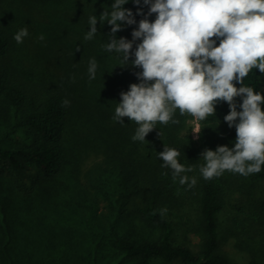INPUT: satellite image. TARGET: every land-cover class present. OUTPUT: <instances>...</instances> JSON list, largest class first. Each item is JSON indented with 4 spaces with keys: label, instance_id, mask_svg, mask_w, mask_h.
Listing matches in <instances>:
<instances>
[{
    "label": "trees",
    "instance_id": "trees-1",
    "mask_svg": "<svg viewBox=\"0 0 264 264\" xmlns=\"http://www.w3.org/2000/svg\"><path fill=\"white\" fill-rule=\"evenodd\" d=\"M113 2L0 0V107L12 112L14 128L24 136L20 145H0V215L9 226L10 217L25 213L41 236L40 249L27 262L22 248L28 246L16 249L11 232L0 235V264H98L100 257H105L104 264H264V256L245 263L233 260L223 249L221 233L231 218L234 228L264 239V165L259 173L225 171L211 180L199 171L204 149L233 147L236 141L235 127L224 120L226 102H219L215 115L200 122L198 139L192 136L190 115L181 116L178 109L173 118L179 124L158 122L143 142L132 139L134 121L113 119L120 93L140 82L136 73L141 71L131 62L123 66L121 54L102 47L110 39L106 22L98 21L97 33L85 39L89 16L99 19ZM124 7L132 10L137 24L124 25L116 37L132 40V31L149 9L142 0L144 15L136 14L132 0ZM22 28L28 36L17 43L14 36ZM93 58L97 70L90 80ZM262 78L252 69L244 85L264 94ZM236 102L242 103L241 98ZM164 146L180 152V163L194 166L182 174L189 183L195 177L193 187L181 185L179 178L174 182L172 170L161 167L158 153ZM99 197L108 207L106 225L95 215ZM192 212L194 231L201 234L197 248L178 240L186 236ZM84 216L94 229L79 228ZM146 228L158 231L156 238Z\"/></svg>",
    "mask_w": 264,
    "mask_h": 264
},
{
    "label": "clouds",
    "instance_id": "clouds-1",
    "mask_svg": "<svg viewBox=\"0 0 264 264\" xmlns=\"http://www.w3.org/2000/svg\"><path fill=\"white\" fill-rule=\"evenodd\" d=\"M128 2L114 0L110 11L104 9L99 19L89 16L90 30L85 35L91 40L98 21L106 22L111 26L110 39L102 47L121 54L123 66L131 62L141 69L136 73L140 82L120 93L113 119L134 121L137 128L132 139L143 142L158 122L179 124L173 118L177 109L181 116L204 121L215 115L219 102H226L229 113L224 120L229 128L235 127L236 141L233 147L204 149L199 171L205 180L225 171L243 176L259 173L264 165V94L245 86L244 79L252 69L264 74V0H142L149 9L147 15L139 7L141 0H132L138 6L136 14L144 15L131 33L132 40L116 37L124 25L137 24L132 10L124 7ZM152 14H156L154 21L148 19ZM27 36L28 29L22 28L14 39L22 43ZM136 41L140 42L133 50ZM96 70L93 58L88 68L90 80L95 79ZM237 97L242 100L239 105ZM68 103L63 101L64 106ZM193 133L198 138L199 127ZM158 155L161 167L172 170L174 182L179 178L181 185L196 184L195 177L189 183L190 178L182 175L192 172L194 166L180 163L177 149L164 146ZM160 211L163 215L167 209Z\"/></svg>",
    "mask_w": 264,
    "mask_h": 264
},
{
    "label": "rangeland",
    "instance_id": "rangeland-1",
    "mask_svg": "<svg viewBox=\"0 0 264 264\" xmlns=\"http://www.w3.org/2000/svg\"><path fill=\"white\" fill-rule=\"evenodd\" d=\"M262 79H263V86H264V74H263ZM200 122L201 121H195L191 116L188 120L189 126L191 128L192 136L195 139H198V138H196V135L193 132H194V129H196L197 127H199V129L201 128ZM14 124H15V121H14V116L12 115V112H10V111L8 112L3 107H0V145L1 146L13 147V146H17V145H20L21 143H23L24 136L22 135V133L19 130L14 128ZM261 191L264 192V183L261 184ZM108 214H109L108 213V207H106L105 200L101 199L99 197L98 205H97V213L95 215H97L99 218H101L100 222H102L104 225H106L110 222ZM16 215L14 218L10 217L9 226H7L6 223H2V216L0 215V235L3 238H5L6 237L5 234L7 232H11L12 236H13L12 241L15 243L16 249L18 246L21 247V245L28 246L27 248L25 246H24V248H22L23 259L27 257V262H28V260H30L34 257V256L32 257V255L36 254L37 251L35 249H37V248L40 249L39 248V244H40L39 238L41 236H40L39 231H37L34 228V226H31V224H30L31 222L28 221L29 216L25 215V213H20L17 216ZM191 217H192L193 222L190 220L191 226H190L189 230L186 231V233H185L186 236L184 237L182 234V236L179 237L178 240L186 239L187 241L191 242V244L194 248H197L199 243H200V240H201V234L194 231L195 226H196V221H197L195 213L192 212ZM84 218H85V216H84ZM88 219L89 218L79 219L80 220L79 222L82 225V227H79V228H81L85 231L90 230V229H94L93 227H95V226L91 225L90 221ZM230 220H231V218H229V220H226V223L224 224V226H221V233H222V236H224V239L222 240V241H224V246H223L224 251L227 252V254L233 260L240 262V263H245L252 257H257V258L263 257L264 256V242H262V241H264V239L259 240L256 238V236L255 237L253 236V238H252L251 237L252 234L245 233L242 228L241 229L239 228L240 230L238 228L237 229L234 228V225H232ZM88 223H89V226H87ZM6 226L9 227L10 230L6 229ZM97 231H99V229ZM145 231H146V233H149V231H150V234L152 236L154 234L155 238L158 234V231L153 230V228L152 229L146 228ZM228 232H230V233H228ZM85 233H86L85 235L87 238V235H89V234H87V232H85ZM85 235H84V237H85ZM254 235H255V233H254ZM43 239H45L44 236H43ZM57 239L58 238H56V240ZM87 239L85 240V242L87 241ZM59 241H60V239H59ZM90 241L93 242L92 240H90ZM103 243H109V242L106 238H103ZM35 246H36V248H35ZM92 246H93L92 244L89 246L90 251L92 249ZM103 247H104L103 250H106V251L110 250L108 246L103 245ZM38 252L40 253V251H38ZM20 254H21V252H20ZM83 254L85 255V257L87 255L85 260H88V253L87 254L83 253ZM28 255H30L31 258H29ZM104 255L107 257L106 254H104ZM17 256L19 257L18 254H17ZM22 256H21V258H22ZM104 258L103 257L98 258V260H97L98 264H104L102 262ZM174 264H179V263H174Z\"/></svg>",
    "mask_w": 264,
    "mask_h": 264
}]
</instances>
